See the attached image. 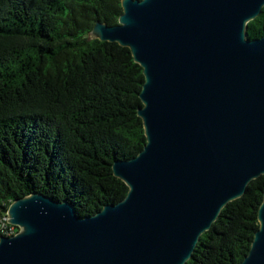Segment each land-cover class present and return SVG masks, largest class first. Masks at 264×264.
<instances>
[{
    "label": "water",
    "instance_id": "obj_1",
    "mask_svg": "<svg viewBox=\"0 0 264 264\" xmlns=\"http://www.w3.org/2000/svg\"><path fill=\"white\" fill-rule=\"evenodd\" d=\"M117 24L90 39L128 48L142 68L145 143L111 163L127 192L79 217L37 191L6 209L0 264H185L220 210L264 175V0H121ZM239 264H264V191Z\"/></svg>",
    "mask_w": 264,
    "mask_h": 264
},
{
    "label": "trees",
    "instance_id": "obj_2",
    "mask_svg": "<svg viewBox=\"0 0 264 264\" xmlns=\"http://www.w3.org/2000/svg\"><path fill=\"white\" fill-rule=\"evenodd\" d=\"M121 0H0V213L37 191L79 217L127 192L111 163L145 143L142 68L128 48L90 39L117 24ZM264 34V7L247 37ZM264 175L228 202L185 264H239L259 225ZM16 229H18L16 227Z\"/></svg>",
    "mask_w": 264,
    "mask_h": 264
},
{
    "label": "built area",
    "instance_id": "obj_3",
    "mask_svg": "<svg viewBox=\"0 0 264 264\" xmlns=\"http://www.w3.org/2000/svg\"><path fill=\"white\" fill-rule=\"evenodd\" d=\"M17 231L16 226L7 222V215L0 213V236H11Z\"/></svg>",
    "mask_w": 264,
    "mask_h": 264
}]
</instances>
